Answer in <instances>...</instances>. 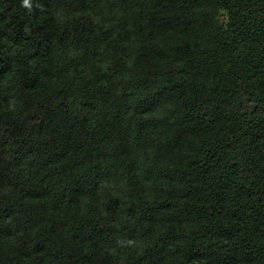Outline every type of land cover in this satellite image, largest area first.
Returning a JSON list of instances; mask_svg holds the SVG:
<instances>
[{"label": "trees", "instance_id": "16d2710c", "mask_svg": "<svg viewBox=\"0 0 264 264\" xmlns=\"http://www.w3.org/2000/svg\"><path fill=\"white\" fill-rule=\"evenodd\" d=\"M0 264H264V0H0Z\"/></svg>", "mask_w": 264, "mask_h": 264}, {"label": "clouds", "instance_id": "9594fccd", "mask_svg": "<svg viewBox=\"0 0 264 264\" xmlns=\"http://www.w3.org/2000/svg\"><path fill=\"white\" fill-rule=\"evenodd\" d=\"M25 4L27 5V0H25Z\"/></svg>", "mask_w": 264, "mask_h": 264}]
</instances>
